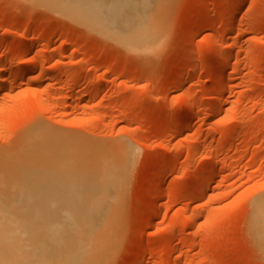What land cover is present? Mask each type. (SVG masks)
<instances>
[{"label": "rangeland", "instance_id": "1", "mask_svg": "<svg viewBox=\"0 0 264 264\" xmlns=\"http://www.w3.org/2000/svg\"><path fill=\"white\" fill-rule=\"evenodd\" d=\"M243 1L0 0V67L9 68L0 154L38 125L51 135L52 164L72 148L82 173H25L26 189L43 206L105 191L119 220L100 264H264L250 222L264 195V0ZM213 93L222 97L216 123L206 109ZM126 134L140 150L128 173H109L108 188L93 183L90 174L105 173L83 171L98 169ZM201 162L208 176L196 198Z\"/></svg>", "mask_w": 264, "mask_h": 264}, {"label": "bare ground", "instance_id": "2", "mask_svg": "<svg viewBox=\"0 0 264 264\" xmlns=\"http://www.w3.org/2000/svg\"><path fill=\"white\" fill-rule=\"evenodd\" d=\"M236 5V7H240L241 2H237ZM259 10L260 8H258ZM228 14H230V10ZM231 15H233V11ZM231 17L233 19V16H229V19ZM212 21L211 23L213 24ZM231 22L234 23L233 20ZM231 22H227L228 25L225 28L227 31L234 28V24ZM202 28L203 26L199 29L201 30ZM145 39L146 35L141 33L133 40L138 50L143 48L142 42ZM26 47V52L32 49V45ZM226 54L229 53L227 52ZM226 54L221 55L223 59L222 68L227 66ZM6 69L8 70L9 68ZM6 69L5 67H0L1 77L4 72H7ZM29 71L32 70L29 69ZM219 84H221V81ZM219 84L217 83L216 85ZM220 97L221 93L219 95L214 94L212 97L209 96V98L207 97L209 106L206 109L210 112L213 111L211 115L212 123H216L220 117V110L217 106L218 101L222 99ZM191 105L192 103H188L189 107ZM193 115L192 112H187L182 121L179 123L175 122L177 124L175 125L176 127L174 126V130L178 131L179 129L180 132L185 127H182V124H186V121ZM41 128L38 125V128L36 127L31 133L24 134L26 136L24 137L25 139L23 138V145L21 144L22 147L18 148L19 145L17 144L18 146L16 147L18 149L16 148V151L11 149L12 151H9L12 153H10L7 150L9 152V155L6 154L7 156L0 154V264H29L27 260L28 256L39 257L41 264H100L105 255L112 249L116 232L115 228L119 220L118 210L115 206L108 203L110 197L105 196V191L92 192V190L89 194L76 199V201H87L85 204L43 206L40 204V194L26 189L29 188L27 185L31 177L29 176L30 174L27 176L25 173H82L71 163L74 160V156L70 146L63 148L60 153L61 155L58 157L59 160L55 164H52L55 160L56 152L48 144L52 141L51 135L44 132L46 129L42 131ZM180 128L182 129L180 130ZM174 130H172L173 134L171 132V135L175 136L177 133ZM120 135L125 136V134ZM131 141V138L130 140L118 139L114 149H112L113 151L111 150V155L103 159V163L99 165L98 169L88 168V172L83 171V173H105L97 176L90 174L89 177L93 183L99 180L104 181L102 184L103 188H108L113 176V174L109 173H128L130 170L132 157L139 150L137 149L139 146L133 144ZM203 162L205 161L203 160ZM93 167L96 168L95 166ZM210 172L209 174L211 175ZM4 173H10V175L11 173H22L25 177L20 175L21 177H17L18 179L8 180L9 177H5ZM166 173L164 172V174ZM164 176L165 180L166 175ZM207 176V168L205 163H202L199 172L200 183L196 185L198 187L194 194L195 197L205 191ZM160 177L163 178L162 176ZM155 194V198L163 197L162 190L160 191V189ZM154 200H152L153 203L156 202V199ZM250 222L256 227V236L264 247V195L253 200Z\"/></svg>", "mask_w": 264, "mask_h": 264}]
</instances>
